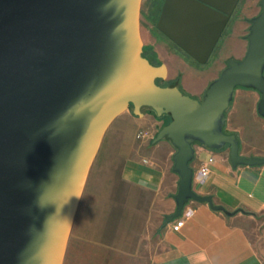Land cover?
<instances>
[{
  "label": "water",
  "instance_id": "water-1",
  "mask_svg": "<svg viewBox=\"0 0 264 264\" xmlns=\"http://www.w3.org/2000/svg\"><path fill=\"white\" fill-rule=\"evenodd\" d=\"M239 0H163L155 27L177 47L207 62ZM142 0H0V264H63L90 168L113 120L132 108L169 121L152 142L175 148V210L205 202L193 189L194 145L228 147L232 166L262 165L239 154L224 132L236 87L260 94L264 117V0L248 19L247 48L229 59L201 98L160 85L167 68L143 55Z\"/></svg>",
  "mask_w": 264,
  "mask_h": 264
},
{
  "label": "crops",
  "instance_id": "crops-1",
  "mask_svg": "<svg viewBox=\"0 0 264 264\" xmlns=\"http://www.w3.org/2000/svg\"><path fill=\"white\" fill-rule=\"evenodd\" d=\"M162 2L154 6V22ZM259 11L260 0L238 1L223 32L232 19L246 32L226 37L234 41L233 51L225 53L223 61L207 77H177L175 59L166 53L161 57L157 48L148 56L155 64L164 63L168 78L177 80L183 92L199 99L225 67L224 62L227 64L232 55L237 60L244 56L248 19ZM157 32L152 33L164 38ZM150 44L156 47L154 42ZM173 45L181 52L178 56L187 55ZM259 98L253 88L236 87L226 111L224 132L235 134L239 154L247 157L264 158V117L257 112ZM158 122L149 111L126 117L103 148L106 131L77 206L63 264H264L254 240L264 239V164L234 167L228 147L215 151L195 144L190 162L193 189L201 195H211L215 204L229 211L241 208L244 212L227 216L205 202L191 201L188 205L194 209L193 216L173 231L174 219L166 225L163 222L175 210L173 195L179 177L172 171L175 148L170 141L152 142L161 127ZM150 126L156 127L151 130L152 137L136 141V132L149 130ZM211 156L214 161L209 174L202 182L197 181V169ZM202 251L207 254V262L198 258Z\"/></svg>",
  "mask_w": 264,
  "mask_h": 264
},
{
  "label": "rangeland",
  "instance_id": "rangeland-1",
  "mask_svg": "<svg viewBox=\"0 0 264 264\" xmlns=\"http://www.w3.org/2000/svg\"><path fill=\"white\" fill-rule=\"evenodd\" d=\"M158 1L159 0H142V13L140 14V21H141L140 32H141V37H142V41H143L144 48H145V53L148 54L149 52H151L155 48V50L158 49L161 57H163V55L165 53L167 55H172V57L175 59L174 65H175V67H177V72L179 74L177 77H179V78L195 79V78H199V75H201L203 77L209 76L216 69L217 64H219L223 61L225 53H227L231 50L233 51L234 47L232 46V44L234 43V41L233 40L230 41L229 39L225 40L226 37L228 38L229 36H231V34H237V32H239L238 34L240 36L241 34H245V32H246V30L244 28H242V26L240 24H238V23L235 24V21H233L234 19H232L231 22H229L225 31L223 32L222 37L216 43V45H215V47H214L212 53L210 54L206 63L201 64V63L195 61L189 55H185V56L180 55L181 56L180 57L177 55V53L181 54V52L178 51V49L173 45V43L170 40H168L164 35H163L164 38H159V37H157V35L155 36L152 33V32L158 33L157 29L155 27L156 21L154 22V18H153V14H154L153 9H154L155 4H157ZM244 22H246V21H244ZM244 22H243V25L245 24ZM151 42H154L156 44V47H155V45L152 46L150 44ZM222 43H224V44H222ZM232 56H233V58L235 57L234 55H232ZM182 57H184V58H182ZM234 59H236V58H234ZM150 60H151V62H153V60L151 58H150ZM224 65H226V62H224ZM174 81H176V80L169 79L168 75H167L166 78L164 80H162V83H171ZM177 85H178V83H177ZM146 111H149V110L148 109H141L142 113H145ZM132 115H134L132 113V108L129 107L123 114H121V116L118 119L116 118L113 120V122L110 124V126L107 129V134H106L104 141H103V148L105 147V145L107 143H109L110 140H112V138H113L112 133H114L115 128H117L120 125V123H119L120 120H123L126 117H131ZM153 116H154L156 121H159L157 123V125L158 126L161 125V127H162V124L165 122V119L160 118V117H156L154 114H153ZM154 128H156V127L150 126L149 130L147 129L149 131L148 132L149 137L143 138L144 140H149L152 137V133H151L152 131L151 130ZM140 131L145 132V129H139V131L136 132V134H135L136 141L143 140L137 136ZM254 240H255V245H256L257 251L259 252L261 259L264 262V239L261 237L260 238L254 237Z\"/></svg>",
  "mask_w": 264,
  "mask_h": 264
},
{
  "label": "built area",
  "instance_id": "built-area-1",
  "mask_svg": "<svg viewBox=\"0 0 264 264\" xmlns=\"http://www.w3.org/2000/svg\"><path fill=\"white\" fill-rule=\"evenodd\" d=\"M148 132H149L148 130H145V132L140 131L137 136L141 139H143L145 137H149ZM213 161H214V157L211 156L205 162H203L199 166V168L197 169L195 176H194V179L202 182L207 177V175L209 174L210 165L213 163ZM191 201H193V200L188 201L184 205L180 216L176 217L174 219V221L171 223V229L173 231H178L184 225L185 221L193 216L194 209L190 205H188V203H190Z\"/></svg>",
  "mask_w": 264,
  "mask_h": 264
},
{
  "label": "trees",
  "instance_id": "trees-1",
  "mask_svg": "<svg viewBox=\"0 0 264 264\" xmlns=\"http://www.w3.org/2000/svg\"><path fill=\"white\" fill-rule=\"evenodd\" d=\"M152 63H153V62H152ZM154 64H155V63H154ZM156 65H157V64H156ZM156 83H157V84H160V85L177 84V80L174 81V82H171V83H162V82H160V81H156ZM130 108H131V107H130ZM142 109H146V108H142ZM148 110H149L150 112L153 113V111H152L151 109L148 108ZM160 118L165 119V122L162 124V126H163L164 124H166V123L170 120L168 116H162V117H160Z\"/></svg>",
  "mask_w": 264,
  "mask_h": 264
},
{
  "label": "clouds",
  "instance_id": "clouds-1",
  "mask_svg": "<svg viewBox=\"0 0 264 264\" xmlns=\"http://www.w3.org/2000/svg\"><path fill=\"white\" fill-rule=\"evenodd\" d=\"M203 171V170H202ZM198 258H199V260L201 261V262H207V254H206V252H200L199 254H198Z\"/></svg>",
  "mask_w": 264,
  "mask_h": 264
},
{
  "label": "flooded vegetation",
  "instance_id": "flooded-vegetation-1",
  "mask_svg": "<svg viewBox=\"0 0 264 264\" xmlns=\"http://www.w3.org/2000/svg\"><path fill=\"white\" fill-rule=\"evenodd\" d=\"M141 13H142V2H141ZM140 23H141V21H140ZM143 55H144L145 57H147V58L149 59V61L151 62V60H150L148 54L145 53L144 44H143ZM156 81H160V82H162L161 79H156Z\"/></svg>",
  "mask_w": 264,
  "mask_h": 264
}]
</instances>
